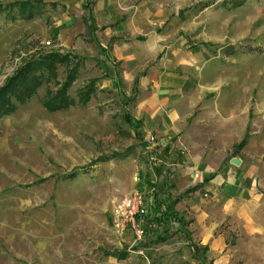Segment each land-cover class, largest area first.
<instances>
[{
  "label": "rangeland",
  "instance_id": "rangeland-1",
  "mask_svg": "<svg viewBox=\"0 0 264 264\" xmlns=\"http://www.w3.org/2000/svg\"><path fill=\"white\" fill-rule=\"evenodd\" d=\"M33 1L31 18L17 6L0 10V85L20 61L48 49L82 56L68 88L74 99L79 87L92 77L95 82L86 103L49 111L41 103L45 90L56 86L49 78L0 115V264H198L179 229L156 242L152 234L136 237L129 224L121 230L112 223L115 202L145 187L140 171L154 156L170 181L171 162L190 155L186 142L172 145L176 137H168L162 152L157 137L134 122L135 99L124 104L123 96L135 92V75L182 74L192 82L179 95L180 108L188 104L183 101L192 108L182 133L195 122V135H207L204 146L210 147L215 124L230 116L235 142L247 135L241 157L264 163V0H155L172 14L150 27L157 46L142 45L129 66L112 54L107 32H50L67 10L63 0ZM66 66L58 64V80ZM103 154L110 157L96 158ZM73 169V177H63ZM229 221L221 224L229 231L216 252L198 247L207 255L204 264H264V242L228 228ZM122 249L127 256L105 252Z\"/></svg>",
  "mask_w": 264,
  "mask_h": 264
},
{
  "label": "crops",
  "instance_id": "crops-1",
  "mask_svg": "<svg viewBox=\"0 0 264 264\" xmlns=\"http://www.w3.org/2000/svg\"><path fill=\"white\" fill-rule=\"evenodd\" d=\"M63 2L67 10L53 22L50 32L56 31L60 34L64 31L72 34L85 29L90 33L97 29L107 32L110 35L108 43L111 45L112 54L118 60L127 61L128 66L135 65L132 61L133 55L143 49V46L149 49L157 46L158 37L150 27H154L157 20V24H163L161 22L169 17L167 13L172 14L171 9L168 12L163 11L155 0ZM87 2L89 7L87 14H84ZM150 33L153 34L149 37ZM147 38L148 41L141 44ZM187 78L172 71H151L149 74L135 75L132 78L135 92L132 95L125 93L135 99L133 120L136 124L139 122L142 131L147 132L151 138L157 137V141L163 144L164 153L168 151V137L179 138L174 140V147H181L183 141L189 147L190 155L185 154L183 158L171 162L175 171L170 172V181L166 171L165 176L171 183L169 190L172 194H181L185 188L194 186L174 206L185 219L190 220L185 228L198 247L216 252L225 244L224 231L229 230L221 224L227 219L232 221L228 228L257 235V242H264V163L257 161L253 164L250 159L241 157L243 153L240 151L244 150L247 135L244 132L235 142L230 116L226 115L224 120L215 124L216 127L210 135V147L204 146L207 135L199 129V137L195 135V122L186 127L185 134L182 133L192 109L189 101H183L188 104L180 108L182 100H179V95L192 83ZM212 107L214 115L220 112L215 103ZM243 136H246L245 142L242 146H237ZM149 151L156 154L153 149ZM157 157L154 156L155 163ZM257 174L260 175L258 179ZM258 183L262 184L263 189L256 186ZM145 187L139 186L136 190L143 191ZM184 238L188 244L185 235Z\"/></svg>",
  "mask_w": 264,
  "mask_h": 264
},
{
  "label": "trees",
  "instance_id": "trees-1",
  "mask_svg": "<svg viewBox=\"0 0 264 264\" xmlns=\"http://www.w3.org/2000/svg\"><path fill=\"white\" fill-rule=\"evenodd\" d=\"M34 5L35 1L33 0H13L0 3V10L4 8L10 10L13 6H17L22 17L31 18L35 12ZM230 49L225 51L233 53L234 51ZM81 62V55H76L70 51L61 52L57 49H48V51L23 59L0 85V115L13 111L17 103L23 102L34 95L37 87L49 78L54 79L56 86L53 89L45 90V96L41 100L44 108L50 111L64 109V107L74 104L76 101L81 104L86 103L93 93L95 77H92L78 88L77 99H74L68 92V88L75 80L79 66L82 64ZM63 63L67 65L65 73L63 79L58 80L56 78L57 66ZM130 99V96L124 95L123 103L126 104ZM123 116L126 120L130 119L127 107L123 111ZM245 140L246 136H243L236 145L242 146ZM120 155H123V153ZM108 157L110 155L103 154L96 158L106 160ZM76 173L77 170L73 169L64 174L63 177H73ZM140 175L144 179L146 187L142 191L144 193V208L136 213V218L143 226V233L146 235L152 234L153 241L157 242L170 237L175 230H181L182 234L188 239L192 256L198 259V264H204L206 254L204 252L200 253L198 245L185 228L190 220L185 219L183 214H180L174 206L175 202L189 190H192L194 186L185 188L181 194H172L169 190L171 183L168 182L165 171H162L155 162H150L145 170L140 171ZM169 225H172L174 229L169 230ZM105 252L115 254L118 257H125L128 254L124 249Z\"/></svg>",
  "mask_w": 264,
  "mask_h": 264
},
{
  "label": "built area",
  "instance_id": "built-area-1",
  "mask_svg": "<svg viewBox=\"0 0 264 264\" xmlns=\"http://www.w3.org/2000/svg\"><path fill=\"white\" fill-rule=\"evenodd\" d=\"M143 201L144 193L142 191L134 190L128 192L126 196L115 202L112 223L121 230L129 224L136 237L141 238L143 226L137 220L136 213L144 208Z\"/></svg>",
  "mask_w": 264,
  "mask_h": 264
}]
</instances>
